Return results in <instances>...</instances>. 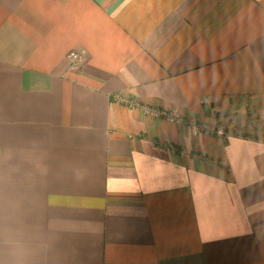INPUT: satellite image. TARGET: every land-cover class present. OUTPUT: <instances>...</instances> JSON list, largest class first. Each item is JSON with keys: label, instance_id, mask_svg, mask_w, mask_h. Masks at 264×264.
<instances>
[{"label": "crops", "instance_id": "0c3cea01", "mask_svg": "<svg viewBox=\"0 0 264 264\" xmlns=\"http://www.w3.org/2000/svg\"><path fill=\"white\" fill-rule=\"evenodd\" d=\"M0 264H264V0H0Z\"/></svg>", "mask_w": 264, "mask_h": 264}, {"label": "built area", "instance_id": "2783aa9c", "mask_svg": "<svg viewBox=\"0 0 264 264\" xmlns=\"http://www.w3.org/2000/svg\"><path fill=\"white\" fill-rule=\"evenodd\" d=\"M71 68H74L79 63L82 62V53L78 50H72L67 55ZM116 100L128 103L133 106L135 103L133 101L124 99L122 97L116 96ZM144 113L148 117L157 116L158 114H163L170 121L174 122H182L185 121L184 115L177 109L171 110L169 112H160L158 110H153L149 108H144ZM246 117L248 118L251 126L258 127L261 123L258 113L254 111L251 107L247 109ZM217 118V117H216ZM227 119L230 122V126H227L218 119H215L213 122L204 121L202 123H198L195 121H191L190 125L194 132L202 131L206 134H214L222 138L224 141L227 140L231 134L239 133L242 128V121L237 119L234 114H228ZM231 130V131H230Z\"/></svg>", "mask_w": 264, "mask_h": 264}]
</instances>
